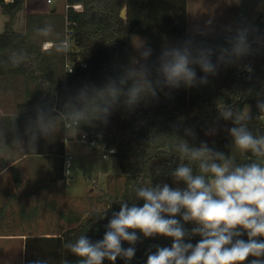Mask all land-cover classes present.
Returning a JSON list of instances; mask_svg holds the SVG:
<instances>
[{"label": "trees", "instance_id": "trees-1", "mask_svg": "<svg viewBox=\"0 0 264 264\" xmlns=\"http://www.w3.org/2000/svg\"><path fill=\"white\" fill-rule=\"evenodd\" d=\"M0 2L6 14L13 16L25 0ZM76 5L82 9L77 11ZM66 6L70 35L66 51L43 52L30 28L18 34L10 22L0 34V91L15 90L21 97L17 113L11 116L13 138H23L26 156L54 152L65 160L66 124H75L79 136L87 134L90 141L116 149L113 156L126 176L125 191L76 230L59 237H29L25 264H78L80 258L63 245L81 235L92 241L102 239L121 201L143 203L136 201L137 188L162 183L185 187L172 175L181 165L191 167L194 175L201 174V161L182 153V146L206 145L231 160L230 129L247 123L243 121L246 105L251 107L252 122L264 118V7L252 25L240 17L232 33L193 34L187 30L188 0H66ZM124 8L127 19L121 17ZM245 9L244 5L241 13ZM137 36H146L151 48L143 85L137 76L128 74L132 38ZM162 36L177 40L175 49L187 50L194 57L198 53L209 56L213 71L206 73L193 64L196 78L191 83L168 82L157 53ZM240 36L245 38L243 53L235 51ZM67 61L72 72L64 70ZM30 82L37 89L31 100ZM134 82L137 94L132 99L129 89ZM225 112L230 113L227 119ZM7 166L3 164V169ZM9 171L15 182L22 180L17 166ZM192 226L185 225L189 230ZM137 235L136 255L129 264H146L149 249L171 245L169 238ZM242 238L247 239L246 235ZM122 246L129 247L127 242ZM103 264L112 262L104 260ZM115 264L125 261L118 257Z\"/></svg>", "mask_w": 264, "mask_h": 264}, {"label": "clouds", "instance_id": "clouds-1", "mask_svg": "<svg viewBox=\"0 0 264 264\" xmlns=\"http://www.w3.org/2000/svg\"><path fill=\"white\" fill-rule=\"evenodd\" d=\"M50 30L42 31L47 35ZM53 46L51 41L43 45L45 50ZM67 48L68 42L64 41L57 50ZM235 51H246L243 36L238 37ZM164 57L160 71L172 84L195 80L193 64H199L206 73L214 68L209 56L198 53L194 57L179 48L164 53ZM129 93L135 99V82ZM224 115L227 119L230 113ZM230 133L237 148L264 157V137H254L244 127H233ZM181 152L201 161V174L194 175L191 167L181 165L172 175L185 187L162 183L137 188L136 201L143 203L121 201L102 239L92 241L81 235L63 245L80 258L78 264H103L104 260L115 264L118 257L129 264L140 240L137 233L143 238L171 240L170 247L155 245V251L149 249L146 264H264V162L237 165L206 145L198 149L184 145ZM187 224L193 225L190 230ZM245 235L247 239L242 238ZM197 236L200 239L193 244ZM122 242L129 247H123Z\"/></svg>", "mask_w": 264, "mask_h": 264}, {"label": "rangeland", "instance_id": "rangeland-1", "mask_svg": "<svg viewBox=\"0 0 264 264\" xmlns=\"http://www.w3.org/2000/svg\"><path fill=\"white\" fill-rule=\"evenodd\" d=\"M25 0L21 9L13 16L6 14L0 3V11L12 24L13 30L20 34L25 31V23H30V31L35 44L41 46L48 40H66L68 26L66 20V0ZM6 4V3H5ZM245 5V11L241 13ZM189 33H232L238 26L239 18L245 19L250 25L258 18L263 9V0H188ZM218 7L220 8L219 10ZM31 16V17H30ZM0 15V22H1ZM30 18L32 20L30 21ZM2 26V23H0ZM5 26V28H6ZM50 28L47 35L42 30ZM4 29H0L3 32ZM156 36L157 33L154 31ZM70 36V35H69ZM63 43V42H62ZM177 40L162 36L160 47L157 50L161 63L165 59L164 53L176 48ZM62 45L54 47L57 52ZM70 48V46H69ZM133 57L130 61L129 75H135L141 80L145 79L151 55V48L146 36L132 38ZM147 53V55H145ZM66 71V65L64 66ZM37 96L35 85L29 83V99ZM21 102L19 93L0 91V162L11 163L20 160L25 154L23 138H13V118L17 113L18 104ZM243 121L250 126L249 132L254 137H264V118L257 122L251 121V107L246 105ZM60 132V131H59ZM56 132V133H59ZM13 138V139H12ZM65 155L71 157V175L69 180L64 176L62 156L49 153L45 155L24 156L19 168L23 170L21 179L29 186L44 187L40 189L47 196L49 202L43 211L54 215L57 211L65 218L66 232L76 230L86 222L94 213H102L108 209L113 199L124 194L126 176L117 164L115 156L103 158L102 150L79 141L78 128L72 126L66 133ZM231 160L237 165L264 162V157L255 156L250 150L242 151L232 142ZM8 182H15L11 172L0 178ZM17 183V182H16ZM51 185L53 187H48ZM19 186L17 190H20ZM1 190L0 192H5ZM60 200V201H57ZM62 200V201H61ZM63 203V204H61Z\"/></svg>", "mask_w": 264, "mask_h": 264}, {"label": "crops", "instance_id": "crops-1", "mask_svg": "<svg viewBox=\"0 0 264 264\" xmlns=\"http://www.w3.org/2000/svg\"><path fill=\"white\" fill-rule=\"evenodd\" d=\"M219 9L218 7L217 10ZM0 15H2L0 29H4V32L8 19L2 11H0ZM189 20L188 15L187 24ZM29 28L28 22L25 23V31L24 33L20 32V34L28 33ZM3 32H0V34ZM48 41H51L54 45L48 49L50 51H53L57 45H62V42ZM24 156L18 161L8 163L5 169H3V164L6 162L3 161L2 165L0 162V178L9 174V169L14 165L17 166L22 175L23 170L19 168V165L25 158ZM1 180L4 181H0V189L6 191L0 192V264H25L27 239L34 236H62L66 232L65 218H63V215H59L57 211L54 215L43 211L44 206L49 202L47 196L51 195L40 191V189H44L43 186H29V183H25L23 180L17 183L8 182L5 178ZM19 186H21L20 190H17ZM48 187L53 186L48 185Z\"/></svg>", "mask_w": 264, "mask_h": 264}, {"label": "built area", "instance_id": "built-area-1", "mask_svg": "<svg viewBox=\"0 0 264 264\" xmlns=\"http://www.w3.org/2000/svg\"><path fill=\"white\" fill-rule=\"evenodd\" d=\"M14 1L15 0H4V2L6 4L14 3ZM48 3H53V2H52V0H48ZM74 8L77 11H80L82 9V6L81 5H76V6H74ZM66 41L69 42V36L66 39ZM68 46H69V43H68ZM66 70L68 72H72L73 71V66H72V64L69 61L66 62ZM74 125L75 124L67 123L66 124V129L69 130ZM240 127L246 128L247 131L250 128V126L248 125V123H244ZM79 141L82 142V143L88 144L90 146H93L96 149L102 150V152L104 154L103 155V158L104 159H108L110 156L116 154V149L115 148H109V149H107L106 147L97 144L96 141H90L88 139V137H87V134H83V135L79 136ZM71 162H72V158L71 157H65L63 170H64V176L67 178V180H69L70 175H71V167H72Z\"/></svg>", "mask_w": 264, "mask_h": 264}, {"label": "water", "instance_id": "water-1", "mask_svg": "<svg viewBox=\"0 0 264 264\" xmlns=\"http://www.w3.org/2000/svg\"><path fill=\"white\" fill-rule=\"evenodd\" d=\"M127 8H124L123 10H122V13H121V17L123 18V19H127Z\"/></svg>", "mask_w": 264, "mask_h": 264}]
</instances>
